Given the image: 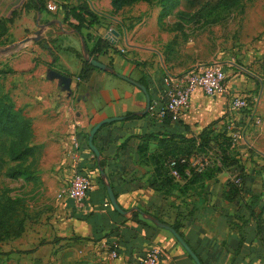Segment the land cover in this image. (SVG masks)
<instances>
[{
    "label": "crops",
    "instance_id": "obj_1",
    "mask_svg": "<svg viewBox=\"0 0 264 264\" xmlns=\"http://www.w3.org/2000/svg\"><path fill=\"white\" fill-rule=\"evenodd\" d=\"M103 1L86 0L98 15L105 8L111 11L103 12L109 19L107 27H101L99 20L86 30H98L100 37L109 28L115 30L114 41L98 50L96 57L134 79L142 77L151 99L157 98L164 75L173 76L204 63L225 70L224 87L211 94L194 89L187 107L164 122L146 113L122 118L126 112L144 107V92L95 66L86 80H79L83 58L75 53L80 45L74 33L52 34L50 38L42 33L47 46L31 41L22 55L8 57L11 71L5 73L4 91L22 108L32 127L29 144L34 150L27 159L31 171L27 184L36 180L40 186L29 194L40 204H52L36 221L27 223V231L14 242L27 241V250L32 249L27 253L43 257L51 251L59 256L79 241L95 264H140L145 251L155 246L159 248L156 264H196L169 229L141 215L147 211L166 223H180L182 238L202 264H264V242L245 206L247 196L255 190L261 193L255 209L264 202V23L257 37L232 38L226 49L220 32L212 29L218 26V18L212 17L215 12L192 18L191 12L174 8L178 11L159 20L158 3L150 7L141 0L128 10V5L107 0L106 6ZM251 9L264 11V1L253 0ZM198 26L200 29L192 32ZM10 30L15 37L12 42L24 32L16 23ZM95 38L86 37L88 47ZM232 95L247 97L261 117L259 124L246 130L247 143L230 146L243 167V191L234 199L223 197L224 183L233 169L189 183L184 177H174L168 188L153 186L151 156L167 152L179 143L180 136L197 143L207 129L213 133L227 117ZM111 115L121 118L101 126L93 141L101 155L107 156L103 169L117 202L124 209L136 206L137 218L132 216L134 210L125 215L113 207L87 144L90 126ZM73 139L79 143L74 153ZM73 165L92 182L82 206L70 197L57 196L68 183ZM106 241L117 245L116 257L108 253Z\"/></svg>",
    "mask_w": 264,
    "mask_h": 264
},
{
    "label": "trees",
    "instance_id": "obj_2",
    "mask_svg": "<svg viewBox=\"0 0 264 264\" xmlns=\"http://www.w3.org/2000/svg\"><path fill=\"white\" fill-rule=\"evenodd\" d=\"M136 1L140 0H112V2L123 5H130ZM160 5V10L158 13V19L160 20L165 16L170 9L176 6L178 0H156ZM251 1V0H245ZM198 0H185V4L189 6H194L199 4ZM242 2V1H240ZM239 4V0H211L205 1L199 5V11H211L219 8H230ZM45 5V0H31V5L27 3L22 4V7L27 10L30 7L35 8L36 10L41 9ZM17 9H12L10 14L6 17H0V26H3L5 22H12L14 16L17 14ZM71 15L76 23H68L71 26L76 27L80 32L82 27H89L94 22L98 21V14L93 11L90 7L83 5L80 7L78 5L69 6L65 12L63 19L68 18ZM84 37V36H83ZM50 38V37H49ZM86 39V35L84 37ZM45 39H38L36 42L39 43L42 47L47 46L44 42ZM110 44L109 40L105 37L97 36L94 39V43L91 47L86 48L89 53L96 57V52L104 46ZM110 46V45H109ZM75 53L81 56L79 50H75ZM97 58V57H96ZM83 60L81 69L79 70L77 76L79 80H86L89 77L90 69L93 67L88 61ZM11 71V68L10 70ZM7 71V72H9ZM129 76V75H128ZM131 77V76H130ZM132 78V77H131ZM138 82L144 84L147 88L146 81L139 77ZM151 100V98H150ZM146 114H149L147 111ZM150 117L154 115L149 114ZM138 114L133 112H126L122 115V118H132L137 117ZM169 114H165L161 117L160 122H164L169 118ZM103 123L101 126H103ZM100 126V127H101ZM99 127V128H100ZM98 128V129H99ZM94 133L93 140L98 131ZM212 129H207L201 139L196 143L193 138H185L180 136L178 141L174 146H172L167 152H158L151 156L154 162L153 178L152 185L156 186L160 184L162 188L169 187L174 180L173 176L169 172L168 160L171 157L179 158L180 156L189 157L193 154L198 153H209L211 160L209 163L204 165L201 170L195 169L188 161L181 162L177 161L175 167L179 171V177L186 178V181L193 182L194 180L213 176L215 173L222 170H231L239 177V181H235L231 178V174L226 178L224 183L223 197L226 199H234L238 194L243 191L244 187V172L243 167L240 164L239 158L234 155L231 151L230 146L231 141L223 129L222 125L219 128L215 129L213 133H210ZM5 135L13 137L10 144H8V151L16 160L28 159V156L33 152L34 146L29 144L30 138L32 136V127L30 119L23 113L22 108L15 106L14 102L11 100L10 96L0 89V137ZM142 148V145H141ZM99 149V148H98ZM1 150L6 151V146L3 141H1ZM107 156L101 155V158L98 162L102 167L105 164ZM96 163V166L98 165ZM28 165V164H27ZM27 165L20 168V170L15 171V168H11L14 172V175H24L27 179L31 177V171L27 170ZM98 167V166H97ZM186 169L188 172L186 173ZM100 179V176H99ZM103 187L105 188L104 184ZM186 187L185 184L181 186L183 190ZM166 190V189H164ZM21 198L18 196L15 197H6L3 201H0V240H3L8 237H15L21 234L24 230V219L23 217L18 216L16 203L19 202ZM247 201L245 206L248 210L250 216L255 220V229L259 234L260 238L264 242V202L255 209L257 203L261 199V193L258 190L253 191L247 196ZM137 210L133 211L132 216L137 218ZM175 228V230L183 237L182 231L179 229L180 223L173 222L170 224ZM116 249L118 247L116 245ZM32 249H26V251H31ZM0 264H9L8 262H2Z\"/></svg>",
    "mask_w": 264,
    "mask_h": 264
},
{
    "label": "rangeland",
    "instance_id": "obj_3",
    "mask_svg": "<svg viewBox=\"0 0 264 264\" xmlns=\"http://www.w3.org/2000/svg\"><path fill=\"white\" fill-rule=\"evenodd\" d=\"M47 0H45L46 2ZM141 1V0H140ZM147 5L152 7L153 4L157 3L156 0H146ZM199 4L194 6H185V0H178L175 7L170 9V12L178 11L173 10L177 8L182 12L190 13L192 18H201L203 12L206 11H199V5L201 3H205V1L211 0H198ZM213 1V0H212ZM242 1V2H240ZM264 1V0H260ZM107 2V0H106ZM106 2H101L102 5H106ZM140 3L136 1L134 3ZM27 3V5H31V0H0V17H6L10 14L12 9H17L18 12L14 16L12 22H5L3 26H0V89L4 91V83H5V73L10 70V66L7 63L8 57L13 55L23 54L22 50L25 49L27 43L31 41L34 42L29 36L32 35L33 29H36L37 26L34 23L36 9L33 7L28 8L25 10L22 7V4ZM56 9L54 11L49 10L46 7V4L41 7L40 12V21H46L47 19H51L57 17V15L62 16L65 10L70 5H78L80 7L83 5L88 4L86 0H55ZM132 3V5L127 6L128 10H131L136 4ZM143 3V2H142ZM252 1H245L239 0V4L230 8H219L215 10H211V12H215L217 15H213L214 19L218 18V26L215 29L220 32L219 37H223V45L224 48L227 49V43L232 38L243 39L244 37H257L259 32L264 23V11L253 10L251 9ZM124 9V8H123ZM138 9L140 7L138 6ZM135 10V9H134ZM140 11H142L140 9ZM110 13L111 11L107 8L102 9L100 18L98 19L99 25L101 27H107L109 19L104 15V13ZM188 16V17H190ZM72 19L69 20L63 19L62 17H58L61 19L63 23L67 26H71L68 23H76V20L69 15ZM141 17V16H140ZM186 18V17H185ZM205 19H210L206 17ZM16 23L17 27L23 29L24 32L21 36H17V41L12 42L15 37L10 30V27H13V24ZM29 25L30 28L27 27ZM209 26V25H208ZM87 27L81 28V33L85 37H97L99 36L98 30L95 31H88L86 30ZM57 29V26L52 23L50 26L42 31L47 37H52V34L55 36L57 35L54 30ZM192 32H195V29L199 30L200 27H193ZM199 32V31H198ZM72 35H77L76 33ZM78 37V35H77ZM45 39L44 36L41 37ZM40 38V39H41ZM37 41V40H36ZM233 46V45H232ZM23 111V110H22ZM24 113V112H23ZM25 114V113H24ZM26 115V114H25ZM27 116V115H26ZM253 127V125H250ZM249 126V127H250ZM248 127V128H249ZM247 128V129H248ZM246 129V130H247ZM13 137L5 135L0 137V201H3L6 197H15L18 196L21 199L17 206V212L19 217H23L24 219V226L23 228L27 231V223L36 221V219L42 214V212L49 210L52 206L51 202L40 204L36 199H32L31 195L29 194L33 189L39 187L37 185L36 180H33L32 185L27 184V178L24 175H14V172L20 170V168L24 167L29 163L26 159L23 160H16L8 151V144L12 141ZM1 141L5 143L6 151L1 150ZM246 142V141H243ZM247 143V142H246ZM29 159V158H28ZM33 163V160H32ZM31 164V163H30ZM11 168H15V171H12ZM17 237V236H15ZM15 237H8L3 240H0V260L2 262H8L9 264H92L89 259L86 257L83 247H81V242L75 241L72 248L65 249L62 253L60 252L56 256V252L51 251L47 256H33L26 251L27 241L22 243H15ZM73 242V241H72ZM25 247V248H24ZM95 264V263H93Z\"/></svg>",
    "mask_w": 264,
    "mask_h": 264
},
{
    "label": "built area",
    "instance_id": "obj_4",
    "mask_svg": "<svg viewBox=\"0 0 264 264\" xmlns=\"http://www.w3.org/2000/svg\"><path fill=\"white\" fill-rule=\"evenodd\" d=\"M45 4L49 10L54 11L56 9L55 0H47ZM103 37L109 40V42H113V29L109 28ZM225 76V70L215 63H204L197 68L189 69L173 76L164 75L163 85L160 88L158 96L156 99H151L149 101L147 111L151 115H156L159 119L165 114L176 117L187 107L191 91L196 88H200L208 94L220 91L224 87ZM157 104L160 106H157ZM228 108V115L223 119L221 125L228 135L231 145H234L237 142L246 140V129L250 125L255 126L259 124L261 117L256 113L245 96L232 95L229 98ZM71 146V150L74 153L75 150H78V141L73 139ZM210 160L209 153H196L189 157H171L168 160L169 172L173 177H179V171L175 167L177 161H188L195 169L201 170ZM70 171L71 175L68 183L62 186L57 192V196L70 197L78 206H82L87 191L92 187V182L88 175L79 172L74 165L71 166ZM187 172L188 170L186 169V173ZM231 178L235 181H239V177L233 172L231 173ZM105 246L111 257L117 256L118 250L114 242L106 241ZM158 253L159 248L155 246L149 247L140 258V264H156Z\"/></svg>",
    "mask_w": 264,
    "mask_h": 264
},
{
    "label": "water",
    "instance_id": "obj_5",
    "mask_svg": "<svg viewBox=\"0 0 264 264\" xmlns=\"http://www.w3.org/2000/svg\"><path fill=\"white\" fill-rule=\"evenodd\" d=\"M40 16H41V12H40V10H37L36 14H35V20H34V23L37 26V28L33 29L32 35L29 36L32 40L36 41V40L40 39L43 36L42 31L47 29L50 26V24H52V23H54L57 26V29L54 30V32L56 34L76 33L78 35V39H79V45H80L79 50H80L82 58L84 60L88 61L92 66L98 67L100 69H103V70L108 71L110 73H113L115 75H118V76L132 82L136 86H138L145 94V105L142 109L135 111V114L139 115V114H144L147 112L148 107H149L150 96H149L147 88L144 84L138 82L134 78H131L130 76H128L124 73L117 71L110 64H107V63L101 61L100 59L94 57L93 55H91L89 53L88 49L86 48V42H85V39L83 37V34L76 27L67 26L65 23H63L57 17L47 19L46 21H40ZM113 32H115L114 29H113ZM63 77L65 78V76H63ZM118 118H121V115H111V116H106V117L100 118L97 121H95L90 126V128L88 130L87 144H88L89 148L92 150V152L96 158L97 164L101 158V152L93 141L94 133L103 123L110 122V121L118 119ZM98 170H99L100 177H101V179L105 185V188H106V191L108 194V198H109L111 204L113 205V207L117 211H119L120 213H123L125 215H129V213L131 211L136 210L137 209L136 206H132V207H129L127 209H124L119 205V203L117 202L116 197L114 195V192L111 188V185L109 183L107 175H106L103 167L99 164H98ZM141 215L144 218L152 220L157 225L163 226V227L169 229L175 235V237L181 243V245L185 248L187 253L194 259L195 263L196 264H202L201 261L199 260L198 256L196 255V253L191 249V247L188 245V243L181 237V235L175 230V228L173 226H171L169 223H166L164 221L159 220L155 215H153L147 211H141Z\"/></svg>",
    "mask_w": 264,
    "mask_h": 264
}]
</instances>
